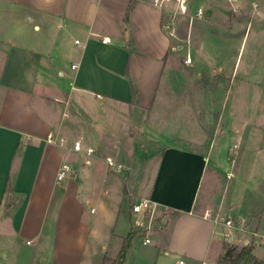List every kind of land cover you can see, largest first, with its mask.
Segmentation results:
<instances>
[{
    "label": "crops",
    "instance_id": "1",
    "mask_svg": "<svg viewBox=\"0 0 264 264\" xmlns=\"http://www.w3.org/2000/svg\"><path fill=\"white\" fill-rule=\"evenodd\" d=\"M131 1L0 0V264H105L130 233L128 264H226L221 227L199 198L207 109L219 108L188 76L196 55L163 30L168 10L137 0L128 13ZM192 2L182 16L195 15ZM119 152L161 153L125 164V177L107 160L122 164ZM249 156L246 185L264 187V146ZM63 162L72 171L58 181ZM140 198L154 203L152 215L132 211ZM252 247L264 264V246Z\"/></svg>",
    "mask_w": 264,
    "mask_h": 264
},
{
    "label": "rangeland",
    "instance_id": "2",
    "mask_svg": "<svg viewBox=\"0 0 264 264\" xmlns=\"http://www.w3.org/2000/svg\"><path fill=\"white\" fill-rule=\"evenodd\" d=\"M191 6L194 12L204 6L207 16H178L179 38L172 46L182 45L196 55L188 76L194 79L193 85L205 88L203 96L211 101L210 105L219 108L207 109L210 123L204 144L209 165L199 198L221 218L241 213L264 220V187L250 189L246 185V168L254 159L249 152H260L264 146V0H193ZM218 64L224 69L216 73L213 67ZM197 71L202 74L199 78ZM217 84L219 87L213 88ZM217 111L223 120L218 119L216 124L210 117ZM176 119L166 129L172 130L178 124ZM193 123L191 129H195ZM222 129L227 130L225 135L220 133ZM233 133L241 136L236 139ZM119 153L123 165L109 157L107 160L127 177L131 170L125 169V164L128 168L129 164L139 167L137 162L157 159L161 152ZM160 227L163 235L170 229L168 225ZM229 246L232 245L223 241L225 251ZM105 264H128L127 255L122 258L120 252L110 253ZM244 264L259 263L251 260Z\"/></svg>",
    "mask_w": 264,
    "mask_h": 264
},
{
    "label": "built area",
    "instance_id": "3",
    "mask_svg": "<svg viewBox=\"0 0 264 264\" xmlns=\"http://www.w3.org/2000/svg\"><path fill=\"white\" fill-rule=\"evenodd\" d=\"M232 1V0H231ZM156 4H159L165 8L167 13L165 14V19L163 22V30L172 38L177 37V18L180 15H185L188 13L189 0H154ZM166 2H171L175 4V7L168 6ZM206 15L203 7H199L194 15L195 18L202 19ZM102 41L104 43L111 42L108 37H103ZM185 62L190 64L192 59L190 57L185 58ZM48 141L51 143H57L58 141L52 135H49ZM64 139H61V143ZM76 150H82L83 144L80 141H76L74 144ZM95 149L93 147L87 148V154H93ZM113 165V162L110 161ZM119 169H122V166ZM72 171V166L68 162H63L59 168L57 179L62 181L67 175ZM156 210L154 203L147 198H140L137 202L132 205V211L134 213H144L147 215H152ZM203 217L206 219H212L218 226L221 227L219 234L222 236L223 240L227 244L232 246L242 245V246H254L262 245L264 246V224H259L255 222L253 218L244 215H232L228 214L223 218L219 214H215L210 208H206L203 213ZM138 225L143 226V223ZM150 238H146L144 243H150ZM180 264H184L183 260H180Z\"/></svg>",
    "mask_w": 264,
    "mask_h": 264
},
{
    "label": "trees",
    "instance_id": "4",
    "mask_svg": "<svg viewBox=\"0 0 264 264\" xmlns=\"http://www.w3.org/2000/svg\"><path fill=\"white\" fill-rule=\"evenodd\" d=\"M137 0H132L128 9V13L133 8L134 4ZM126 75L130 79L131 85V93H132V103H138V87L137 85L131 80L129 74V68L126 70ZM7 191L10 192V182H8ZM133 233H130L128 237L125 239V242L122 246L120 251V256L125 258L127 255L128 248L131 245V241L133 239ZM253 247L252 246H243L242 248H238V246H229L225 251L224 255L222 256V262L226 264H244L251 260H255L254 255L252 254Z\"/></svg>",
    "mask_w": 264,
    "mask_h": 264
},
{
    "label": "water",
    "instance_id": "5",
    "mask_svg": "<svg viewBox=\"0 0 264 264\" xmlns=\"http://www.w3.org/2000/svg\"><path fill=\"white\" fill-rule=\"evenodd\" d=\"M168 218H169V216L167 215L166 218H165V221H164L165 224L167 223Z\"/></svg>",
    "mask_w": 264,
    "mask_h": 264
}]
</instances>
